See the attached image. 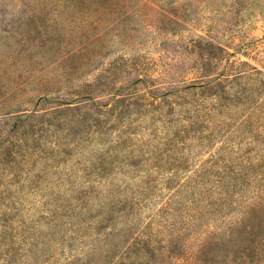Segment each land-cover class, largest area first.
Segmentation results:
<instances>
[{
    "label": "rangeland",
    "instance_id": "obj_1",
    "mask_svg": "<svg viewBox=\"0 0 264 264\" xmlns=\"http://www.w3.org/2000/svg\"><path fill=\"white\" fill-rule=\"evenodd\" d=\"M0 264H264V0H0Z\"/></svg>",
    "mask_w": 264,
    "mask_h": 264
},
{
    "label": "trees",
    "instance_id": "obj_2",
    "mask_svg": "<svg viewBox=\"0 0 264 264\" xmlns=\"http://www.w3.org/2000/svg\"><path fill=\"white\" fill-rule=\"evenodd\" d=\"M220 83L219 82H214L213 84H211L210 86H206V88H212L214 89L216 86H218ZM192 118V117H191ZM256 209V208H255Z\"/></svg>",
    "mask_w": 264,
    "mask_h": 264
}]
</instances>
